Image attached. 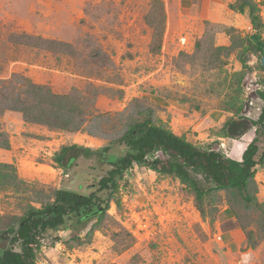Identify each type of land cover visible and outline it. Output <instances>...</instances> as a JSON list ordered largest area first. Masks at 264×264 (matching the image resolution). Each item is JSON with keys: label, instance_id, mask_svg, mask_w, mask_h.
Segmentation results:
<instances>
[{"label": "rangeland", "instance_id": "1", "mask_svg": "<svg viewBox=\"0 0 264 264\" xmlns=\"http://www.w3.org/2000/svg\"><path fill=\"white\" fill-rule=\"evenodd\" d=\"M161 1L0 0V79L22 75L71 95L88 107L91 121L85 129L103 136L29 122L14 111L0 114V245L13 247L3 232L17 227L28 208L54 201L63 187L89 193L109 168L95 154L81 155L64 173L55 158L65 144L109 146L153 108L157 123L172 128L170 122L179 119L190 142L226 155L220 131L234 115L229 105L237 101L243 116L259 118L261 53H245L252 69L241 91L233 74L243 69L237 55L247 37L264 50V29L216 38L218 46L224 39L223 46L232 45L227 50L211 43L194 53L164 40L161 52L153 53L167 23ZM25 33L57 41V50L11 41ZM98 115L103 120L92 118ZM258 137L263 150L264 127ZM118 152L113 147L111 157ZM157 156L166 158L161 152ZM112 198L101 223L95 216L83 231L79 226L66 234L50 230L41 240L38 264H264V213L246 207L238 192L212 193L198 203L179 179L135 164ZM77 235L82 240L73 239Z\"/></svg>", "mask_w": 264, "mask_h": 264}, {"label": "trees", "instance_id": "2", "mask_svg": "<svg viewBox=\"0 0 264 264\" xmlns=\"http://www.w3.org/2000/svg\"><path fill=\"white\" fill-rule=\"evenodd\" d=\"M161 2L165 16V4L163 0ZM230 7L240 13L248 12L254 30L264 29L260 9L255 0H238L230 4ZM206 25L204 35L195 42L194 53H200L199 49L211 43L218 50H227L232 47V45L215 44V30L221 28L230 36L232 31L239 32L237 29L211 25L209 22ZM165 30L164 23L161 30L162 36L159 38L160 43L150 49L153 53L161 52ZM17 37L11 41L49 51L57 50L58 44L55 40L26 33L18 34ZM246 40V45L237 55L243 69L233 74L239 91H241L243 78L252 69L244 57L245 53L260 52L261 56L264 54V50L258 43L253 42L250 37ZM183 53L185 54L181 52ZM260 67L264 68L262 61ZM258 97L264 102V88L258 91ZM75 100L71 95L53 92L48 85L36 83L30 77L14 75L11 78L0 79V114L5 111H14L21 113L29 122L69 132L87 130L90 136H101L93 130L85 129V124L91 121L88 118L90 115L88 107L83 108L81 102ZM227 110L234 115L221 128L220 134L223 137L236 138L251 127L258 126L257 135L248 144L242 160L233 159L213 149L203 150L194 145L185 135H177L170 125H166L163 121L157 123L153 119V108L148 109L146 117L129 123L121 135L111 140L112 144L109 146L98 149L76 143L61 146L56 153L55 161L66 174L76 165L81 155L95 154L100 164L108 165L109 168L98 180L96 188L91 187L92 191L89 193L63 187L56 190L54 201L39 208L35 206L28 208L17 221V227L3 232L10 236L13 247L0 249V264H38L37 253L41 249V240L50 230H58L66 234L72 231V228L76 230V226H79V229L83 231L88 227L91 218L95 216L101 223L110 207L113 194L119 190L124 173L135 164L179 179L195 194L198 203L212 193L226 191L235 194L238 192L246 207L254 206L263 214L264 201H259L257 197L256 173L258 165L264 164V148L261 150L262 143L258 137L259 128L264 127V104L257 120L243 116L242 105H238L237 101L231 103ZM92 118L103 120L104 117L98 115ZM94 123L100 124L98 121ZM113 147L119 148L115 158L111 157ZM159 152L166 158L157 156ZM75 175L77 176L78 172ZM11 234L14 236L12 237ZM58 238L61 239L62 236L59 235ZM73 239L82 240L79 235L74 236ZM16 244L19 245L20 250L15 247Z\"/></svg>", "mask_w": 264, "mask_h": 264}, {"label": "crops", "instance_id": "3", "mask_svg": "<svg viewBox=\"0 0 264 264\" xmlns=\"http://www.w3.org/2000/svg\"><path fill=\"white\" fill-rule=\"evenodd\" d=\"M237 1L238 0H163L165 10L167 11L164 40L169 42V45L175 46L179 50H194L195 42L201 38L206 31L207 22L211 25L234 27L239 32H243L244 29H247L248 33L250 29H253L248 12L240 13L230 7V4H234ZM255 1L260 6V1L263 0ZM175 27L179 28L178 31L174 30ZM215 34L216 38H218L221 35L225 37L227 33L220 30V33L216 32ZM187 42L190 44V46H187L188 48L184 46ZM224 43H227L226 39L222 42L223 45ZM222 44L220 43L219 45ZM175 121L178 125L177 127H174ZM178 121L179 119L174 118V122L172 121L170 124L177 135H183L185 130ZM255 131L251 129L240 136L242 139L249 137L246 142L240 137H237L240 139H233L231 137L221 138L224 140L223 143L225 144L226 155L233 159L242 160L245 149L257 135ZM229 141L232 142V145L230 149H227V143L229 144ZM256 181L258 184V199L263 202L264 164L258 165L257 167Z\"/></svg>", "mask_w": 264, "mask_h": 264}, {"label": "water", "instance_id": "4", "mask_svg": "<svg viewBox=\"0 0 264 264\" xmlns=\"http://www.w3.org/2000/svg\"><path fill=\"white\" fill-rule=\"evenodd\" d=\"M261 61H262V64L264 65V54H263V56H262V58H261ZM9 236V235H8ZM10 240H11V238H10V236H9V240L7 241V246L9 245V242H10ZM7 247H6V245H0V249H2V250H4V249H6Z\"/></svg>", "mask_w": 264, "mask_h": 264}, {"label": "flooded vegetation", "instance_id": "5", "mask_svg": "<svg viewBox=\"0 0 264 264\" xmlns=\"http://www.w3.org/2000/svg\"><path fill=\"white\" fill-rule=\"evenodd\" d=\"M6 236H8V235H6ZM9 237V236H8ZM0 240H2V235H0ZM1 243V242H0Z\"/></svg>", "mask_w": 264, "mask_h": 264}, {"label": "bare ground", "instance_id": "6", "mask_svg": "<svg viewBox=\"0 0 264 264\" xmlns=\"http://www.w3.org/2000/svg\"><path fill=\"white\" fill-rule=\"evenodd\" d=\"M246 142V141H245Z\"/></svg>", "mask_w": 264, "mask_h": 264}, {"label": "built area", "instance_id": "7", "mask_svg": "<svg viewBox=\"0 0 264 264\" xmlns=\"http://www.w3.org/2000/svg\"><path fill=\"white\" fill-rule=\"evenodd\" d=\"M221 238V237H220Z\"/></svg>", "mask_w": 264, "mask_h": 264}]
</instances>
